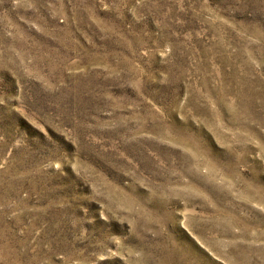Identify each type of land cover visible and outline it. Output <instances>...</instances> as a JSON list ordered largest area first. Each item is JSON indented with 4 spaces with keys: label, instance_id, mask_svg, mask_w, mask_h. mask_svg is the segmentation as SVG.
I'll return each mask as SVG.
<instances>
[{
    "label": "rangeland",
    "instance_id": "1",
    "mask_svg": "<svg viewBox=\"0 0 264 264\" xmlns=\"http://www.w3.org/2000/svg\"><path fill=\"white\" fill-rule=\"evenodd\" d=\"M0 264H264V0H0Z\"/></svg>",
    "mask_w": 264,
    "mask_h": 264
}]
</instances>
